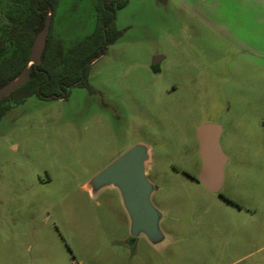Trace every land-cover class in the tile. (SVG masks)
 <instances>
[{"label":"rangeland","instance_id":"obj_1","mask_svg":"<svg viewBox=\"0 0 264 264\" xmlns=\"http://www.w3.org/2000/svg\"><path fill=\"white\" fill-rule=\"evenodd\" d=\"M19 2L0 0V31ZM95 5L58 0L64 54L94 30ZM115 28L87 86L0 119V264H264V0H129ZM203 124L221 127L217 194L197 181ZM139 143L162 214L155 246L131 242L115 189H84Z\"/></svg>","mask_w":264,"mask_h":264},{"label":"trees","instance_id":"obj_2","mask_svg":"<svg viewBox=\"0 0 264 264\" xmlns=\"http://www.w3.org/2000/svg\"><path fill=\"white\" fill-rule=\"evenodd\" d=\"M17 1L24 7H20L0 31V89L15 80L28 65L33 43L43 33L47 22L48 32L40 62L30 65L27 81L0 100V119L12 104H22L31 96L41 100H65L71 88L87 86L90 64L122 35L115 28V14L129 0H96L94 30L66 54L52 33L58 0Z\"/></svg>","mask_w":264,"mask_h":264},{"label":"water","instance_id":"obj_3","mask_svg":"<svg viewBox=\"0 0 264 264\" xmlns=\"http://www.w3.org/2000/svg\"><path fill=\"white\" fill-rule=\"evenodd\" d=\"M48 24L49 22L46 23L43 33L35 39L29 63L23 72L0 89V100L23 85L28 79L30 65H37L40 62ZM160 59L161 57H154L153 63H157ZM220 135L221 127L216 124L200 125L195 134L202 161L197 181L207 191L216 194L222 189L224 168L227 164V157L219 144ZM150 156L148 145L136 144L88 181L84 189L91 195L104 187L115 189L129 217L131 242L143 236L155 246L164 240V235L159 226L162 214L150 200L156 189L147 178L146 165L150 161Z\"/></svg>","mask_w":264,"mask_h":264},{"label":"flooded vegetation","instance_id":"obj_4","mask_svg":"<svg viewBox=\"0 0 264 264\" xmlns=\"http://www.w3.org/2000/svg\"><path fill=\"white\" fill-rule=\"evenodd\" d=\"M162 60H163V58L161 57V59H160L157 63H155V64H156L157 66H159V65L161 64Z\"/></svg>","mask_w":264,"mask_h":264}]
</instances>
